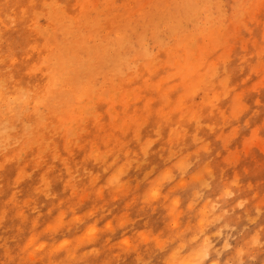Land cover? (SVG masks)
<instances>
[{"label": "rangeland", "instance_id": "1", "mask_svg": "<svg viewBox=\"0 0 264 264\" xmlns=\"http://www.w3.org/2000/svg\"><path fill=\"white\" fill-rule=\"evenodd\" d=\"M185 257L264 264V0H0V264Z\"/></svg>", "mask_w": 264, "mask_h": 264}, {"label": "bare ground", "instance_id": "2", "mask_svg": "<svg viewBox=\"0 0 264 264\" xmlns=\"http://www.w3.org/2000/svg\"><path fill=\"white\" fill-rule=\"evenodd\" d=\"M61 77V76H60ZM53 82V81H52ZM51 82V83H52ZM64 87H66V86H64ZM68 87V86H67ZM13 100V99H12ZM149 110V109H148ZM91 230V229H90ZM89 230V231H90ZM190 260H191V258H187V257H185V258H182L181 260H180V262H181V264H190Z\"/></svg>", "mask_w": 264, "mask_h": 264}]
</instances>
